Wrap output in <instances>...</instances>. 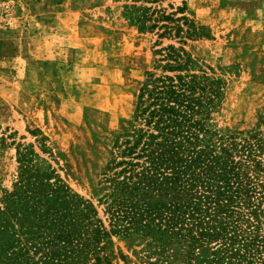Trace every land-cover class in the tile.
Returning a JSON list of instances; mask_svg holds the SVG:
<instances>
[{
    "label": "trees",
    "instance_id": "trees-1",
    "mask_svg": "<svg viewBox=\"0 0 264 264\" xmlns=\"http://www.w3.org/2000/svg\"><path fill=\"white\" fill-rule=\"evenodd\" d=\"M182 4L169 14L125 5L123 16L140 32L181 43L197 32ZM154 55L172 75L148 74L131 129L100 174L97 208L107 226L90 201L24 150L18 180L0 200V264H111L112 236L143 243L152 264H264V139L254 129H213L219 91L188 73L182 49Z\"/></svg>",
    "mask_w": 264,
    "mask_h": 264
},
{
    "label": "rangeland",
    "instance_id": "rangeland-1",
    "mask_svg": "<svg viewBox=\"0 0 264 264\" xmlns=\"http://www.w3.org/2000/svg\"><path fill=\"white\" fill-rule=\"evenodd\" d=\"M183 1L197 32L181 43L123 16L125 5L169 14ZM167 46L182 49L188 73L219 91L213 129H254L264 139V0H0V200L18 180V154L29 150L97 208L100 174L131 129L140 88L148 74L172 75L155 62ZM110 242L111 264L154 262L138 240Z\"/></svg>",
    "mask_w": 264,
    "mask_h": 264
}]
</instances>
